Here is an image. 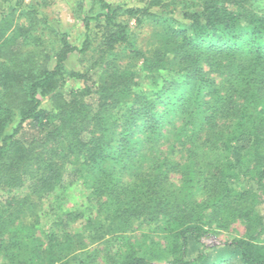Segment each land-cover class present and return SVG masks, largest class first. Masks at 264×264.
I'll return each instance as SVG.
<instances>
[{"label": "trees", "instance_id": "obj_1", "mask_svg": "<svg viewBox=\"0 0 264 264\" xmlns=\"http://www.w3.org/2000/svg\"><path fill=\"white\" fill-rule=\"evenodd\" d=\"M94 2L82 48L62 33L47 49L15 10L0 20V189L26 191L17 216L16 199L0 203V264H89V238L107 264H264L263 11L255 0ZM131 21L155 23L147 45ZM94 22L96 60L68 71L90 49ZM66 75L80 88L65 89ZM81 178L93 190L87 236L59 233L78 213L61 215L45 240L15 225L33 198ZM238 221L246 235L224 256L203 246L192 257V246ZM133 226L143 235L132 241Z\"/></svg>", "mask_w": 264, "mask_h": 264}, {"label": "rangeland", "instance_id": "obj_2", "mask_svg": "<svg viewBox=\"0 0 264 264\" xmlns=\"http://www.w3.org/2000/svg\"><path fill=\"white\" fill-rule=\"evenodd\" d=\"M112 5H120L125 8L129 7H143L148 0H105ZM257 6L263 11L264 14V0H255ZM98 6L94 0H0V20L8 13L17 11L15 14L19 17V23L25 26H30L34 23V29L43 31L45 46L47 49L53 47L60 39L62 33L67 34L68 42L78 48H82L86 40V30L84 29V18L94 16L98 12ZM37 13L38 22H30V17L33 13ZM133 31L138 36V41L141 46L147 45V39L156 30L155 23H148L142 28L136 27L134 21L130 22ZM39 33V32H38ZM100 25L92 23L91 26V47L90 49L81 54L73 55L66 63L68 71L84 72L88 71L98 54L97 45L99 41ZM122 63V62H121ZM123 64V63H122ZM65 89L77 90L80 88V83L75 78L65 76ZM45 106L49 107V101L45 102ZM166 125V124H165ZM166 127V126H165ZM176 182L178 176L172 177ZM93 190L85 179L81 178L74 185L62 190H58L55 194L49 196L47 199L38 200L32 199L31 208L26 207L23 215L16 220L15 225L22 223L33 227L36 237L45 240V235L48 230L56 229L55 222L60 219V216L65 213H78L83 215V219L78 220L76 223H66L58 227L59 233H72L79 236H87L89 229L85 228L84 220L89 216L94 208L92 203ZM26 191H16L8 189H0V203L4 206L11 203L16 199L12 214L17 216L20 206L18 202L25 200ZM264 197V194H263ZM23 203V202H22ZM14 218V217H13ZM102 218V217H101ZM100 219V218H99ZM73 224V225H72ZM60 228V229H59ZM137 227L133 228L124 237L134 240L136 237L140 238L142 232H133ZM135 229V230H134ZM246 235V228L241 222H235L225 230H216L215 233H210L201 240L199 246H192L190 253L195 257L197 250L203 248L208 249L211 256L223 255V250L226 243L232 242L237 237ZM142 240V239H140ZM259 243L264 242V231L258 237ZM85 248L82 250L83 256L88 255L86 260L89 264H107L105 253L101 250L104 249L99 240L85 239ZM102 251V252H101ZM98 252V253H94ZM90 256V257H89ZM220 256V257H221ZM85 258V257H84ZM217 260V259H216ZM91 261V262H90ZM223 264H241L240 259L235 256H226L222 261ZM74 264V263H73ZM153 264H168L165 261L153 262Z\"/></svg>", "mask_w": 264, "mask_h": 264}]
</instances>
